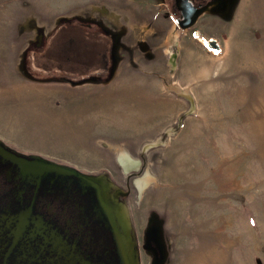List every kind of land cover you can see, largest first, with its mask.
<instances>
[{
    "label": "rangeland",
    "instance_id": "1",
    "mask_svg": "<svg viewBox=\"0 0 264 264\" xmlns=\"http://www.w3.org/2000/svg\"><path fill=\"white\" fill-rule=\"evenodd\" d=\"M218 2L0 0V143L110 182L135 264H264V0Z\"/></svg>",
    "mask_w": 264,
    "mask_h": 264
},
{
    "label": "flooded vegetation",
    "instance_id": "2",
    "mask_svg": "<svg viewBox=\"0 0 264 264\" xmlns=\"http://www.w3.org/2000/svg\"><path fill=\"white\" fill-rule=\"evenodd\" d=\"M188 1L204 12L219 3ZM123 227L117 208L91 180L37 169L28 177L0 156V264H133Z\"/></svg>",
    "mask_w": 264,
    "mask_h": 264
},
{
    "label": "water",
    "instance_id": "3",
    "mask_svg": "<svg viewBox=\"0 0 264 264\" xmlns=\"http://www.w3.org/2000/svg\"><path fill=\"white\" fill-rule=\"evenodd\" d=\"M174 2H175V6L177 10L180 13V17H181L180 19L176 20V24L178 25L180 29H188L192 27L196 23L198 17L202 13H204L203 8L193 7L192 4L188 0H174ZM207 47L212 48L214 50H218L219 48L218 44L213 40H210L207 42ZM81 83H82L81 81L77 82V84H81ZM0 156L3 160H7L11 163L17 164L20 167V169L23 170L24 174L28 175V177L30 176V174L35 173L36 169L40 171H45V172L46 171L73 172L79 176L85 177L91 180L92 182H94L97 185V188H99V190L102 191L106 195V198L108 199L109 203H111V205L113 204L115 211H116V207L118 205H121V203L118 202V199L114 198V196H112L111 194L110 195L108 194L107 189L108 187L111 188L112 185H109L110 182L109 183L106 182L105 178L103 177L84 176V175L78 174L76 171L70 168H67L62 165H58L56 163H53V162H50V161H47V160H44L38 157H34V156L26 157L22 154H19L7 148L2 143H0ZM101 180L102 182H104L103 184L101 183ZM126 213H127V221H128L126 236L129 239L128 240L129 241V252H130V256L132 257V263L135 264V260L133 256V249H132V246L130 245V233H129L130 223H129L127 209H126ZM120 221H121V215H120Z\"/></svg>",
    "mask_w": 264,
    "mask_h": 264
},
{
    "label": "crops",
    "instance_id": "4",
    "mask_svg": "<svg viewBox=\"0 0 264 264\" xmlns=\"http://www.w3.org/2000/svg\"><path fill=\"white\" fill-rule=\"evenodd\" d=\"M116 76H114L109 82L107 83H102V84H82L80 86H76L75 90L78 87H93L96 91L93 92L92 95H94L93 98V105L96 104H101L102 110L105 111V107H106V101H107V93H102L105 91V89L107 87H109L111 85V82L115 79ZM54 85L49 87V90L47 92V97L44 100V103L46 105V114H48V112L50 113L52 109V106L54 105V100L55 99H59L57 96L61 97V93L65 94L67 89L64 87V84L59 83V82H53ZM71 91V89L69 90ZM73 91V90H72ZM57 95V96H56ZM59 103H57L58 105ZM106 112V111H105ZM35 115V114H34ZM36 116V115H35ZM36 119H32L31 122H35Z\"/></svg>",
    "mask_w": 264,
    "mask_h": 264
},
{
    "label": "bare ground",
    "instance_id": "5",
    "mask_svg": "<svg viewBox=\"0 0 264 264\" xmlns=\"http://www.w3.org/2000/svg\"><path fill=\"white\" fill-rule=\"evenodd\" d=\"M171 37H172V35H171ZM202 43L207 45V41L206 40H202ZM117 157H118V162H119L122 170L125 173H127L129 171H132V170H135V169L138 168L139 162L137 160L132 159L128 154H126L124 152H121V153H119V155ZM148 183L149 182H148V173L147 172H144L141 176L136 177L133 180V184H134L135 188L137 189L138 193H141L147 187ZM120 215H121V221H120L121 224H123L125 222V225L128 226L126 215H124V213L123 214L120 213ZM201 259H202V257L195 258V256H193V260L191 261V259H189L188 263L189 264H195L194 262H195V260H197L199 262V264H200Z\"/></svg>",
    "mask_w": 264,
    "mask_h": 264
}]
</instances>
